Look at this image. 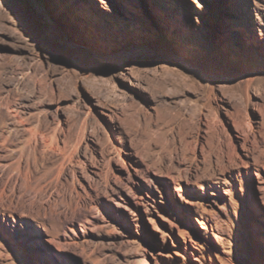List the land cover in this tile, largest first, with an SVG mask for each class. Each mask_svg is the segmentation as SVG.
Listing matches in <instances>:
<instances>
[{
    "label": "rangeland",
    "instance_id": "374dc122",
    "mask_svg": "<svg viewBox=\"0 0 264 264\" xmlns=\"http://www.w3.org/2000/svg\"><path fill=\"white\" fill-rule=\"evenodd\" d=\"M51 258L264 264V0H0V264Z\"/></svg>",
    "mask_w": 264,
    "mask_h": 264
},
{
    "label": "bare ground",
    "instance_id": "6f19581e",
    "mask_svg": "<svg viewBox=\"0 0 264 264\" xmlns=\"http://www.w3.org/2000/svg\"><path fill=\"white\" fill-rule=\"evenodd\" d=\"M79 39L82 41L81 37ZM84 46H86V45L81 42L80 46L77 48H79V50L82 51V50L86 49ZM86 53H87V58L91 63H97V64L103 66L104 68H107L108 76L111 78L114 76V74L117 71V67H118V63H119V59L116 58V56H114L112 54L100 53L96 49L88 50V51H86ZM6 223H7V229L5 228L4 232L7 233L8 237L13 238V241L16 243L14 245L17 246V249H19V251L27 250L26 252L32 253L34 250L32 249L31 245L34 244L32 242L34 238L31 236V233H33L35 235L36 232L33 228L30 227L29 222L26 220H21L18 223L16 218H14L13 216H10V220H7ZM201 228L204 230L207 229L206 226H204V225H202ZM20 231L22 233L21 234V237H22L21 240H19L18 236H17L18 233H20ZM19 241H20V243L18 246ZM29 241H31V244H29L30 243ZM36 245H38V244H36ZM41 264H58V263L56 262V260L54 258H51L47 262L41 261ZM203 264H206V263H203Z\"/></svg>",
    "mask_w": 264,
    "mask_h": 264
}]
</instances>
